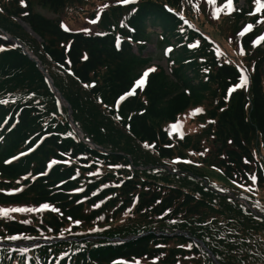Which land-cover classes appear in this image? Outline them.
<instances>
[{
  "label": "trees",
  "instance_id": "1",
  "mask_svg": "<svg viewBox=\"0 0 264 264\" xmlns=\"http://www.w3.org/2000/svg\"><path fill=\"white\" fill-rule=\"evenodd\" d=\"M84 1L38 0L56 13L84 10ZM195 1L118 0L98 10L97 30L83 32L35 11L32 0H0V205L59 210L36 224L0 226V264H216L195 239L219 264H264V199L256 196L264 188V40L256 42L264 9L253 14L257 0H248L247 8L218 12L204 0L234 28L232 37L253 14L238 62L185 15ZM6 34L40 60L83 139L46 75ZM151 35L167 68L143 55ZM146 68L155 70L136 88V72ZM98 94L108 103L124 98L129 119L117 122ZM204 97L209 126L192 145L184 139L195 157L176 165L183 153L157 123L175 121ZM198 162L246 191L222 190ZM26 240L38 242L13 245Z\"/></svg>",
  "mask_w": 264,
  "mask_h": 264
},
{
  "label": "rangeland",
  "instance_id": "2",
  "mask_svg": "<svg viewBox=\"0 0 264 264\" xmlns=\"http://www.w3.org/2000/svg\"><path fill=\"white\" fill-rule=\"evenodd\" d=\"M118 0H85L84 4L81 5L83 2L79 3L78 5L80 8L83 7L84 10H73V9H67V10H62L61 12L59 11L58 13L54 12V10L48 8V7H43L41 4H39L38 0H32V5L33 9L35 11L40 12L41 14L45 15L46 17L49 18H60L61 23L63 24L64 27L74 30V31H83V32H92L97 30L98 28V22L101 18V14H97L98 10L100 9H106L108 4L110 3H117ZM247 2L248 0H232L233 7L234 9H241V8H247ZM260 3H264V0H260ZM199 4V7L197 5ZM228 4V0H215L214 5H211L210 3V8L215 9L216 11L219 9V11H224V12H231L234 11L233 9L226 8V5ZM201 6L204 7L203 12L201 11ZM257 6H255L254 10L256 13H259L257 11ZM209 7L206 5L204 0H196L193 5V10H187L185 15L191 19L193 25L200 30L201 32L210 35L211 36V41L213 44L221 50L222 53H224V57L226 58L227 56L232 59L236 60L238 58V62L241 61V57L243 55V58L245 57L246 54H242L243 49L240 46V35L246 34L248 31H246L247 26L253 25V23H250V17L253 15H244L240 20L237 22L238 25V31H240V34L238 36L237 32L236 35L234 33V37L232 31L234 28L230 25V28L225 27L226 25L222 26V23L218 20H221V16L218 15L216 12H211V9H208ZM224 15V14H221ZM217 19H214L216 18ZM223 21H228V20H223ZM230 21L234 22L233 19ZM228 21V24L230 23ZM220 22V23H219ZM20 23V22H19ZM21 24V23H20ZM260 26H263L262 31H264V21H260ZM159 31V29H157ZM152 41L149 42L146 46V48L143 51V55L150 54L151 59L149 60V64H158L159 66H162L164 68H167V63L164 58V56L161 54L160 50L156 51L155 48V41L154 37H152ZM261 40L259 37L256 42L258 43ZM264 47V45H263ZM245 53V51H244ZM240 58V59H239ZM243 63V62H242ZM241 63L240 66H244ZM149 68L146 69H140L138 72H136V75L139 76L138 81H140L142 78H144V74L148 72V76L146 78V82L143 85V87H140L141 89L144 90L146 87L148 78L150 74L152 73L149 72ZM52 79V78H51ZM137 81V82H138ZM137 82L135 83L137 85ZM95 84V81L92 82ZM100 81H98V84ZM136 88H138L136 86ZM97 102L102 105V107H105L110 113L111 116L117 121L121 122L124 119H129V117H122L121 114V106L124 101V98H119L118 96H114L110 102L103 101V98L101 97L100 94L96 96ZM62 105L63 101L61 102ZM108 106V108L106 107ZM68 106H70L68 104ZM211 107V104L209 103V99L207 97H204L202 99V102L200 104H191L188 106L186 110H184L182 113L178 115L175 121L173 122H168L167 120H164L163 122H158L157 125H160L161 127L164 128L167 133H173L174 138L172 139L173 146L176 151H181L183 154L182 155H177L174 156L175 164L178 165L180 163L182 164H189L192 161L190 159H194L195 157V150L188 149L185 147L187 145V142H183L184 139L187 136H190L191 138V143L188 145L193 144V140H196L198 138V134L203 132V127H208V119H202L203 114L205 113V108L208 110ZM71 109V108H70ZM202 110L200 112H197L196 110ZM180 124L182 127L179 129H174L172 126ZM74 129L76 132L80 135L82 132L81 130L74 126ZM145 150L149 151L150 153L153 154L152 149L145 148ZM198 155V153H197ZM183 160L184 162H180ZM197 164L198 167L201 168V170L206 174L208 178L211 179L212 183L217 184L223 188H221L224 191H231L232 189H240L246 191V189L242 188L241 186H238L236 184L229 183L225 181L224 178L219 176L218 171L215 170L212 167L205 166L201 162L195 163ZM218 187V186H217ZM256 196L258 198H263L264 199V188L257 189ZM43 205H35L34 203L30 202H19V203H7V204H1L0 209H13V208H33V209H38L41 208ZM52 207H49L48 209H45L43 211L39 212H11L9 216L5 217L0 215V226H4V224L9 223L11 220H16L18 222H24V223H29V224H36L40 220H42L47 214L53 213ZM123 217V215H122ZM174 242H171V245Z\"/></svg>",
  "mask_w": 264,
  "mask_h": 264
},
{
  "label": "snow or ice",
  "instance_id": "3",
  "mask_svg": "<svg viewBox=\"0 0 264 264\" xmlns=\"http://www.w3.org/2000/svg\"><path fill=\"white\" fill-rule=\"evenodd\" d=\"M122 2L123 3H130V2H132V0H122ZM210 3H215V0H210ZM257 4H258V7H257V11H260V10H262V9H264V3H260V0H257ZM226 8H229V9H233V10H235L234 9V7H233V3H232V0H228V4L226 5ZM218 12H219V9L217 10ZM251 28H252V26L251 25H249V26H247V28H246V31H248V30H251ZM261 40H264V37H262L261 38ZM194 46V45H193ZM86 58V57H85ZM155 69H150L149 70V72H151V71H154ZM147 76H148V72H146L145 74H144V78H142L140 81H138L137 82V87L138 88H140V87H143V85L145 84V82H146V78H147ZM247 76H244L243 77V79H242V82H241V84L240 85H238V87H243L244 85H246V83H247ZM235 89H233V91H234ZM135 94V92H134V90L132 91V92H129L128 93V95L129 96H131V95H134ZM123 99V98H122ZM6 101H0V103H5ZM197 112H200V111H202V110H200V109H198V110H196ZM174 129H179L180 127H182L180 124H177V125H173L172 126ZM53 163H55V162H53ZM190 163V162H189ZM253 179H255V177H253ZM49 208V206L47 205V204H45V205H43L41 208H38V209H33V208H13V209H0V215H2V216H5V217H7V216H9V214L11 213V212H39V211H43V210H45V209H48ZM52 211H59L58 209H55V208H53V209H51ZM78 223V222H77ZM10 239H17V237H10Z\"/></svg>",
  "mask_w": 264,
  "mask_h": 264
},
{
  "label": "water",
  "instance_id": "4",
  "mask_svg": "<svg viewBox=\"0 0 264 264\" xmlns=\"http://www.w3.org/2000/svg\"><path fill=\"white\" fill-rule=\"evenodd\" d=\"M21 24L27 29V31L31 32L35 37L38 38V36L32 32V30L30 29V27H29L27 24H25L24 22H21ZM16 42H17V41H16ZM17 43L23 48L24 52L28 55V57L31 58V59H33V60L37 63L38 68L40 69V71H42V72L44 73V70H43V67H42L40 61H38V59L34 58V57L32 56V54H31L29 51H27L26 48L23 47L22 44H20L19 42H17ZM49 82H50V86L52 87V89L56 90L55 87H54L53 84H52V80H51V79H49ZM57 94H58L59 97L62 99V101H63L64 103H66V106L69 107V106H68V103L65 102L64 98L60 95V93H59L58 91H57ZM196 241H197V240H196ZM200 245H201L206 251H208L209 255H210L211 258L216 262V264H219V263L215 260V257L213 256V254H212V253H211V252H210V251L204 246V244H203L202 242H200Z\"/></svg>",
  "mask_w": 264,
  "mask_h": 264
}]
</instances>
